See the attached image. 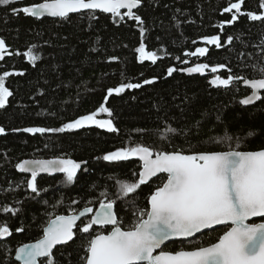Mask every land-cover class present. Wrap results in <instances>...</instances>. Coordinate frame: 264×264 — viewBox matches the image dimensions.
<instances>
[{
    "label": "trees",
    "instance_id": "obj_1",
    "mask_svg": "<svg viewBox=\"0 0 264 264\" xmlns=\"http://www.w3.org/2000/svg\"><path fill=\"white\" fill-rule=\"evenodd\" d=\"M42 1L22 0L7 8L0 6V37L6 41L9 51L23 53L30 45L36 44L43 57L35 68L23 55L6 56L4 61H0V74L3 71L25 73L24 76H12L6 80V86L14 96L9 98L7 108L0 110V126L7 133L0 135V205L22 209L15 217L0 213V221L7 220L13 231L11 237L0 240V264H17L13 259L16 248L40 239L50 216L68 214L73 208L81 210L85 206L95 209L103 191L114 198L118 191L115 180H132V172L139 170V162L131 159L108 163L97 157L128 146L130 138L134 142L158 147L160 140L152 134L153 131L171 124L177 128H199V135L189 138L194 150H226V145L208 142L209 137L218 139L226 134L242 138L241 150L264 148V102L258 101L248 107L240 105L239 100L250 91L239 81L227 89L209 84L216 75L226 78L229 75L227 69L215 74L209 69L203 75L176 72L173 77L165 78L167 67H190L195 63H208L210 66L225 64L232 69L233 75L255 77L256 74L245 65L264 59V52L261 51L264 48L261 43L264 41V23L241 17L223 31L222 39L228 35L234 37L232 45L215 49L214 46L204 45L200 37L217 34L215 25L230 18L229 14L221 15V9L227 6L229 0H161V6H149L140 12L149 29L144 38L146 50L156 51L163 57L153 65L150 61L139 63L137 60L138 54L134 49L139 46L141 38L132 21L116 25L109 14L97 12L99 19L92 21L89 27L90 22L77 14L64 21L48 17L35 19L23 14L17 17L10 12L11 7ZM163 3L172 5V9H186L195 23H185L181 29L174 28L170 21L172 10L165 9ZM244 9L259 11L258 0H245ZM161 20L164 29L158 26ZM194 40L196 44L192 43ZM204 46L209 47L205 57H184V52ZM240 53L245 55L240 56ZM111 56L119 57V61L108 62ZM177 56L188 59L189 64L180 63L175 59ZM152 77H159L153 85L109 98L107 106L113 110L118 133H108L95 126L43 135L12 131L13 128L32 126L59 127L98 108L103 103L107 88L115 87L122 81L142 83L143 79ZM41 91L43 95H40ZM104 116V119L108 118L107 114ZM138 129L148 131L140 133ZM249 131L257 134L243 139ZM173 143L181 148L189 147L182 136H177ZM57 156L87 161L84 167L88 171L78 173L77 181L71 186L62 183V173L39 176L38 187L48 188V192L34 197L26 188V180L30 177L20 173L15 164L25 159H52ZM160 182L154 178L148 185L142 186L136 197L141 207ZM10 186L13 191H8ZM73 200L79 203L73 205ZM89 200L93 201L91 205H88ZM16 201L22 203L17 204ZM123 208L124 205L118 201L117 210L127 222L128 215ZM17 227H23L24 231L16 232ZM224 230L220 227L193 239L207 245L215 242ZM83 242V237L78 236L69 245L58 247L65 256L55 249V258L60 264H67L68 259L75 264L82 254L79 246ZM197 246L198 243L185 242L182 245L173 241L164 250ZM69 252L71 257H67Z\"/></svg>",
    "mask_w": 264,
    "mask_h": 264
},
{
    "label": "snow or ice",
    "instance_id": "obj_2",
    "mask_svg": "<svg viewBox=\"0 0 264 264\" xmlns=\"http://www.w3.org/2000/svg\"><path fill=\"white\" fill-rule=\"evenodd\" d=\"M21 2L22 0H0V6L7 8ZM244 5L245 0H229L227 6L221 9V15L229 14L230 18L215 25L217 34L202 36L200 41L204 45L214 46L215 49L225 48L232 45L234 40L232 35L222 39L226 26H233L241 17H247L251 22L264 23V0H258L259 11L245 10ZM149 6L159 7L161 0H43L22 7H11L10 12L17 17L23 14L36 19L50 17L64 21L70 20L71 14H77L90 22L89 27L92 21L99 19L97 12L110 14L116 25L132 21L141 38L139 46L134 49L138 54V62L150 61L155 65L163 57L156 51L146 50L144 38L149 29L146 27L147 21L140 14ZM162 6L172 10L170 21L174 28L181 29L185 23H195L186 9H172V5L168 3H163ZM199 7L197 4V8ZM158 26L165 28L162 20ZM192 43L196 44L197 41ZM261 43L264 44V41ZM207 46L186 51L184 57H205L209 53ZM37 49L38 45L32 44L23 53L12 52L9 51L6 41L0 37V61H4L6 56L23 55L35 68L37 62L43 59ZM261 51L264 52V48ZM239 55L244 56L245 53ZM175 59L182 64H189L188 59L179 56ZM118 61L117 56L108 58L110 63ZM245 67H250L256 74L255 77L233 75L232 69L225 64L210 66L208 63H195L190 67L169 66L165 78L173 77L176 72L203 75L209 69L213 74L227 69L229 75L226 78L216 75L209 84L227 89L239 81L251 89L250 95L239 100L240 105L264 102V95L261 94L264 91V59ZM24 75L23 71H3L0 74V110L6 109L9 98L14 96L13 91L6 86V80L12 76ZM158 79L159 77L143 79L142 83L122 81L115 87H109L98 108L59 127L32 126L13 128L12 131L43 135L95 126L108 133H118L113 110L107 106L109 98L113 95L121 96L128 90L153 85ZM43 94L41 91L40 95ZM100 114H107L108 118L100 119ZM217 120H220V116H217ZM137 131L146 133L148 130ZM6 134L5 128L0 126V135ZM152 134L157 135L160 140L158 147L134 142L130 138L128 146L97 157L108 163L129 161L133 158L139 161V170L132 172V180H115L118 191L114 198H110L109 193L103 191L100 193L98 208L85 206L81 210L73 208L68 214L50 216L42 229V238L35 243L18 247L15 260L20 264H60L54 256V249L58 245L67 246L78 236H82L84 242L79 246L82 254L78 256L75 264H264V148L255 151L241 150L242 138L226 134L218 139L208 138L209 143L226 145V150H194L189 138L199 135L198 127L177 128L166 124ZM256 134L249 131L243 139ZM177 136H182L189 147L185 149L175 145L173 140ZM86 164L87 161L57 156L52 159L21 160L14 167L20 173H30L26 188L34 197H40L42 192H48V188L38 187L37 178L42 173H62V183L71 186L77 181L78 173L88 171L84 167ZM154 177L161 182L150 192L141 207L136 197L139 196L142 186L148 185ZM13 190L11 186L8 189ZM118 201L124 205L123 211L128 215L127 222L117 210ZM78 203L77 200L72 201L73 205ZM92 203V200L88 201V205ZM21 211L20 207L0 205V213L5 215L15 217ZM253 218H262V222H255ZM216 226H224L225 230L215 242L205 245L193 239L205 230H215ZM15 231L23 232L24 228L17 227ZM12 234L9 222L0 221V240H5ZM169 241H179L182 245L185 242L198 243L199 246L180 247L176 251L164 250L166 242ZM57 251L65 256L63 251ZM71 255V252L67 253V257ZM67 264L73 262L68 259Z\"/></svg>",
    "mask_w": 264,
    "mask_h": 264
},
{
    "label": "water",
    "instance_id": "obj_3",
    "mask_svg": "<svg viewBox=\"0 0 264 264\" xmlns=\"http://www.w3.org/2000/svg\"><path fill=\"white\" fill-rule=\"evenodd\" d=\"M43 2V1H42ZM72 15V14H71ZM110 15V14H109ZM48 18H50V17H48ZM36 19V18H35ZM242 86L243 87H245V88H247L250 92H249V94L248 95H250L251 94V89L249 88V87H247V86H244L243 84H242ZM264 93V91H262V93L261 94H263ZM247 96V95H246ZM245 96V97H246ZM245 97H243V98H245ZM258 102V101H257ZM257 102H255L254 104H256ZM253 104V105H254ZM249 106H252V105H249ZM243 107H248V106H243ZM132 160H136V161H138L137 159H135V158H133ZM139 162V161H138ZM24 175H27V176H29L30 177V173H23ZM59 174H61V173H54V174H52V175H50V176H56V175H59ZM44 175H48V174H44V173H42L40 176H44ZM161 175H164V174H161ZM155 178V177H154ZM153 178V179H154ZM98 208V207H97ZM85 219V218H84ZM253 220L254 221H258V222H262L261 220H262V218H253ZM250 222H252V221H250ZM80 222H78V224H79ZM220 227H224V226H216V228L215 229H217V228H220ZM209 231H212V230H205V232L204 233H206V232H209ZM43 235V234H42ZM198 235H201V234H197V236ZM42 238V237H41ZM36 241H34V242H30V243H35ZM171 242H173V241H169V242H166V245L168 244V243H171ZM26 244H29V243H26ZM24 245V244H23ZM22 246V245H21ZM20 247V246H19ZM58 247H61V246H57V248ZM18 248V247H17ZM16 248V249H17ZM55 250V249H54ZM16 251V250H15ZM15 251H14V255H13V259H14V261L17 263V264H20V262L19 261H16L15 260ZM41 260H43V259H45V258H40Z\"/></svg>",
    "mask_w": 264,
    "mask_h": 264
},
{
    "label": "rangeland",
    "instance_id": "obj_4",
    "mask_svg": "<svg viewBox=\"0 0 264 264\" xmlns=\"http://www.w3.org/2000/svg\"><path fill=\"white\" fill-rule=\"evenodd\" d=\"M105 114H100V116H98V117H100V119H104L103 117H105L104 116Z\"/></svg>",
    "mask_w": 264,
    "mask_h": 264
}]
</instances>
